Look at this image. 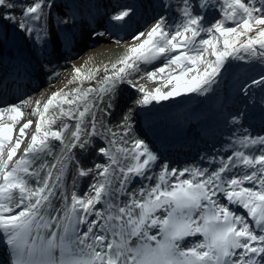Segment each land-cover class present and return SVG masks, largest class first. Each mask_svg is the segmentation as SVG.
<instances>
[{
	"label": "snow or ice",
	"instance_id": "snow-or-ice-1",
	"mask_svg": "<svg viewBox=\"0 0 264 264\" xmlns=\"http://www.w3.org/2000/svg\"><path fill=\"white\" fill-rule=\"evenodd\" d=\"M55 6V0H0V20L46 43L50 33L45 25ZM161 7L167 11L173 5L163 0ZM175 7L178 19L169 23L168 16L160 15L146 32L133 34L125 54L110 68L104 65L98 86L84 88L83 82L97 81L100 68L85 72L74 67L68 84L78 86L52 93L42 109L37 101L31 133L26 130L34 120L28 119L13 138L27 101L0 107V240L11 250L10 264H264V134L247 129L233 133L230 154L209 158L210 164L218 159L214 168L177 169L164 162L157 173L159 158L144 140L123 146L131 132L128 116L118 126L122 132L102 123L105 131L98 132V105L105 95H114L118 84L126 82L141 93L137 103L144 106L181 94L210 93L231 60L264 64V0H179ZM210 9L219 18L209 21ZM132 14L130 6H123L110 19L122 25ZM71 21L74 17L61 23ZM158 61V67L143 75L166 79L165 86L172 85L169 91H148L132 83L129 77L140 74L142 65ZM254 85H264V74L240 91L246 95ZM50 108L58 113L49 114ZM5 117L12 123L4 122ZM61 117L75 121L68 153L51 168L45 163L33 169L35 161L51 153L50 139L63 143L69 124L52 127ZM242 119L239 113L229 123L239 125ZM97 136L107 142L95 149L106 163L85 168L75 161L77 175L91 176L92 183L82 196L68 194L64 176L73 162L72 150L87 151ZM57 164L61 167L54 176ZM138 179L148 183L132 190ZM58 191L59 209L53 204ZM233 205L245 212L238 214Z\"/></svg>",
	"mask_w": 264,
	"mask_h": 264
},
{
	"label": "bare ground",
	"instance_id": "bare-ground-1",
	"mask_svg": "<svg viewBox=\"0 0 264 264\" xmlns=\"http://www.w3.org/2000/svg\"><path fill=\"white\" fill-rule=\"evenodd\" d=\"M145 1L147 3L152 2V6L148 7V9H150V16L142 17L141 12L138 14H133L130 18H126L125 22L120 25L112 21L110 17L119 8L123 6H129V0H84L82 2L79 0H56L55 4L57 6V11H53L52 9V15L48 17L47 24L45 25L46 30L50 33L46 43L37 42L34 37H30L27 33L17 27V32L13 33V37L16 38V42L14 44L9 43L7 45L4 42L2 45H0V51L10 52L11 54L16 55L21 49H24L25 51L21 54V57L22 59H26L25 61L34 62L33 68H35L36 75L40 82L38 83L36 81L38 84L35 82L33 84H31V82L29 83L31 88L35 87L36 85L37 86L34 88V92H32L28 99V108L22 107L24 116L13 130L14 139L16 138L19 127L28 119H33L34 124L26 131L31 133V131L34 129L35 121L38 119V117H34L32 115V111L36 107L37 101H40L42 109L43 103H45L50 98L52 93L59 91L60 89L69 91L70 89L78 86L77 83L68 84V81L74 75V67H82L85 72H87L88 69L94 70L96 68H100L101 73L97 74V81L83 82L84 88H87L89 84L92 86H98V80L102 78V70L104 65H108L110 68L112 63H115L125 54L127 46L133 42V34L140 31L146 32L153 24H155V18L159 16V12L162 9L161 4L163 0ZM64 16L67 19L69 17H74V21L64 25L61 23V20L64 19ZM166 16L169 17V23H171L173 20H176L174 14L171 11H167ZM93 33H104V35H93ZM41 60L42 62H45L44 65H41ZM159 64L160 61L156 62L155 65H142V72L140 74L134 73L129 78L132 80L133 84L137 85V87L144 86L152 80L149 79L147 75H144L141 78L140 76L143 75V71L151 70L153 67H158ZM47 67L51 68L52 70H48ZM54 71H56V73L52 75L51 73ZM138 77L140 79H138ZM65 85H67V88ZM28 95L30 94H27V96ZM135 96L138 101V99L141 98V93L130 87L126 82L117 85L114 95H105L103 97V103L98 105L100 110L96 112L98 132L103 133L105 131L104 127H100L101 123L105 127L111 128L114 131L122 132L123 130H117L116 125L119 121V118H125V115L127 112H129L127 111V105ZM109 103H111V107L108 106ZM63 107L67 109L68 105L65 104ZM162 110L161 104L156 101L144 106L139 105L135 112L141 115L142 120L140 124L138 125V123H136L135 126L129 124L128 121L127 123L131 128L132 126L135 129H137V126L138 128L140 127L141 130L144 131V138L141 133H130V135H128L132 136V138L128 141V144L123 146L129 147L131 145V141L139 138L142 140H147L151 147L154 146L153 144L157 143L158 146H154V152L158 151V156L162 154L163 156L168 157H174L176 155L182 157L181 153H189L187 146H181L179 151H177V146H166L162 142V137L159 136V133L165 128V126H161L163 121H165L167 124L171 122V120L176 119L180 114L181 107L168 115L162 114ZM104 111H107L109 114L104 115ZM54 112L58 113V109H49V114ZM62 121L67 122L72 131L69 132L67 130L68 132L65 131L63 133V143L54 139H50V146L52 149L51 153L44 156L42 159L35 161V163L32 165L33 169H38L41 164L46 163L47 161H49L50 164H54L53 159L56 156L54 151H57L61 146H63V149L61 148L63 150V154L60 159H62L68 153V146H70L72 143L71 134L75 130V121L67 117H61L60 119H57L55 124L52 126L53 130L62 128ZM83 126H88V119H85ZM145 127H148L154 131L155 138L159 136L158 142L156 141L155 143L151 137V133L146 131ZM28 140L29 137H26L24 144L21 145V148H23L28 143ZM106 143L107 142L104 139L97 136L92 138L93 146L87 151H81L79 148L72 150L74 154L73 162L68 164L64 176V186L68 194H71L72 191H76L78 195L82 196L88 192L89 185L92 183V177H79L77 175V169L74 162L79 161L80 164L85 168L92 167L94 163H106V158L98 155L95 150L98 147L106 146ZM162 145H164V148H162ZM200 153H198V155H201ZM19 155L20 153L18 152L17 158ZM194 160L196 161V159ZM178 161H180L179 158ZM161 162L163 161L160 160L154 166V171L157 173L159 172ZM215 166H218L217 162ZM60 167L61 164H57V168L54 170V176L58 173ZM171 167H175V165H171L170 168ZM184 167H189V165L185 164L183 159V161H181L179 164V169ZM46 172L47 168L45 171L41 172L42 178L45 177ZM74 180L75 187L73 186ZM31 183L33 184L34 181ZM144 183L148 182L138 179L131 185V189H137ZM53 204L57 209L61 207L62 200L59 191L53 201ZM232 207L233 210H235L238 214L245 212L244 209L239 208L238 206L233 205ZM199 239H201L199 236L195 238H189V241H186V243ZM0 255L1 258H4L2 261L4 260V262H7L6 264H8L10 261L8 246L3 240H0ZM2 261H0V264L4 263Z\"/></svg>",
	"mask_w": 264,
	"mask_h": 264
},
{
	"label": "rangeland",
	"instance_id": "rangeland-1",
	"mask_svg": "<svg viewBox=\"0 0 264 264\" xmlns=\"http://www.w3.org/2000/svg\"><path fill=\"white\" fill-rule=\"evenodd\" d=\"M79 1L82 2L84 0ZM178 2L179 0H168V3L172 4L173 7L167 11H171L175 19H178L179 16L178 10L175 7ZM193 2H195V0H193ZM245 2H247V0H245ZM19 3H30V0H19ZM128 3L133 9V14L141 12L142 17L150 16V9H148V7L152 6V2L147 3L145 0H129ZM195 10L200 11L198 8ZM53 11H57V6L53 8ZM167 11L162 8L159 12V16L166 15ZM15 15L17 17L20 16L19 7L15 11ZM215 18H219L217 11L210 9L207 19L210 21ZM64 19L67 18L64 16ZM16 29L17 27L12 23L0 20V45L4 42L6 45L9 43L14 44L16 38L13 37V33L17 32ZM251 34L254 35L255 32ZM12 58L13 54L10 52L0 51V63H8ZM261 74H264V64H261L259 61L231 60L226 65V70L222 73L219 83L213 86V90L210 93L206 95L198 93L181 94L167 100L159 101L163 109L161 112L164 115H168L181 107L180 114L176 119L171 120V122L167 124L163 121L161 125L165 126L159 133V136L163 139V144L170 147L177 146V151H179L181 146H187V150L189 151V153L186 154L181 153L182 157L177 155L168 157L162 154L158 156L157 152H155L159 157V161H163L161 165L167 162L169 166H171L172 162H174L175 168L179 169L178 165L184 159L185 164L189 166L201 168L209 167V157L218 158L224 156L226 158L227 155L230 154V149H228L227 145L230 138L235 139L233 133L238 135L242 133L244 129H247L253 135L264 134V85L252 86L246 95L240 91L241 88L249 84L252 79H259ZM143 76L144 75H141L140 77L142 78ZM138 79L140 78L138 77ZM165 85L166 79L158 78L144 85V87L148 91H154L157 87H161L163 91H169L172 87V85ZM30 96H28V99ZM28 101L29 100H27V103L24 104L23 107L28 108ZM138 107L139 104L135 96L127 105V111L129 112L125 115L129 117L128 122L131 125L136 126V123L139 125L142 120L141 115L135 112ZM239 113H243V119L240 121V124L233 125L229 123L230 118ZM4 122L12 123L7 117L4 118ZM123 122L124 118H119L116 125L118 131L123 130L118 127ZM67 130L71 131V128L69 127ZM147 131L154 137L153 130L147 128ZM130 133H141L144 138V131L141 130L140 127L138 128V126L137 129L132 126ZM129 135L127 138L125 137L127 141L132 138V136ZM159 136L156 140L159 139ZM144 141L152 151H154L155 145L158 146L155 142L156 144H153L154 146L151 147L147 140ZM162 148H164V145H162ZM197 152H201L203 164L195 162L194 159L198 154ZM178 158L180 161H178ZM218 163L219 161L217 159V164ZM46 164L47 168H51L53 163L50 164V162L47 161ZM43 179L44 178L41 177V182H43ZM32 186H36L35 182Z\"/></svg>",
	"mask_w": 264,
	"mask_h": 264
}]
</instances>
